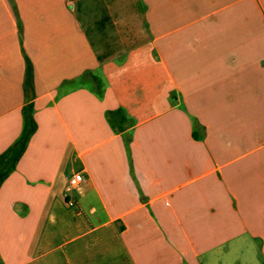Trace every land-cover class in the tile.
<instances>
[{
    "label": "crops",
    "instance_id": "crops-1",
    "mask_svg": "<svg viewBox=\"0 0 264 264\" xmlns=\"http://www.w3.org/2000/svg\"><path fill=\"white\" fill-rule=\"evenodd\" d=\"M145 2L0 0V264L264 262V0Z\"/></svg>",
    "mask_w": 264,
    "mask_h": 264
},
{
    "label": "trees",
    "instance_id": "trees-1",
    "mask_svg": "<svg viewBox=\"0 0 264 264\" xmlns=\"http://www.w3.org/2000/svg\"><path fill=\"white\" fill-rule=\"evenodd\" d=\"M26 90L29 92L32 87V69L29 61L26 62ZM23 129L18 140L3 154L0 155V184L13 170L16 162L22 155L26 144L33 134L36 124L33 119V106L29 101L22 108Z\"/></svg>",
    "mask_w": 264,
    "mask_h": 264
},
{
    "label": "rangeland",
    "instance_id": "rangeland-1",
    "mask_svg": "<svg viewBox=\"0 0 264 264\" xmlns=\"http://www.w3.org/2000/svg\"><path fill=\"white\" fill-rule=\"evenodd\" d=\"M125 0H123L124 3ZM158 1L160 3V8H161V1L163 0H154ZM167 1V0H166ZM156 3V2H155ZM127 6V4H126ZM147 3L145 0H133V17H142L145 16L146 13V8ZM158 9L157 16H161V9ZM80 13V12H79ZM124 13V11H123ZM77 14V12H76ZM80 18V17H79ZM81 21H83L82 16H81ZM76 191L72 190L71 192H68L67 195L73 198L76 196ZM229 251L230 254L227 255V252ZM227 256L221 258L219 261L220 263L217 264H263V258L259 252V250L254 247V249L250 252V250H243V249H238V250H226L225 253Z\"/></svg>",
    "mask_w": 264,
    "mask_h": 264
},
{
    "label": "built area",
    "instance_id": "built-area-1",
    "mask_svg": "<svg viewBox=\"0 0 264 264\" xmlns=\"http://www.w3.org/2000/svg\"><path fill=\"white\" fill-rule=\"evenodd\" d=\"M84 178L81 173H73L70 178L68 179L65 193L71 192L72 190H78L81 183H83ZM69 206H72V202H68Z\"/></svg>",
    "mask_w": 264,
    "mask_h": 264
}]
</instances>
